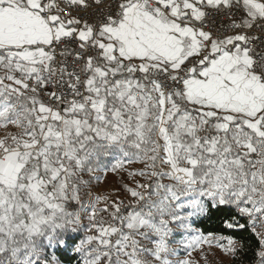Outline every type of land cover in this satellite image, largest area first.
Segmentation results:
<instances>
[{
	"label": "crops",
	"instance_id": "crops-1",
	"mask_svg": "<svg viewBox=\"0 0 264 264\" xmlns=\"http://www.w3.org/2000/svg\"><path fill=\"white\" fill-rule=\"evenodd\" d=\"M165 1L172 5L175 18L164 13L156 15L143 5L133 4L125 9L120 21L97 29L90 23L67 19L58 12L47 16L42 0H0V65L32 74L40 63L50 61L53 56L49 42L54 23L60 24L63 33L76 31L85 42H99L101 60L98 63L95 58L89 81L97 100L96 111H91L98 117L104 116L99 97L106 90L108 69L104 64L107 61H125L141 72L163 69L175 73L180 68L188 69L184 95L190 103L189 110L179 109L170 95L161 92L156 85L147 98L148 102H155L158 109L155 123L160 159L168 162L167 167L176 176V182L183 185L184 190L185 186L197 187L194 167L201 162L208 165L201 180L209 174L213 177L231 175L229 167L225 166L227 161L243 169V155L249 160L259 156L264 167V79L253 67V50L237 39H231L227 45L208 40L213 51L204 64L194 70L192 65L201 51L199 41L208 37L180 24V20L200 23L205 7H223L233 0ZM240 1L248 10L250 20L264 15V0ZM261 70L264 72V68ZM136 85L135 80L128 79L108 88L114 90L110 93L123 97ZM23 89L20 82L5 71L0 72V91L4 95L0 99V112L19 109L20 103L9 96L22 95ZM212 118L223 137L221 141H206L198 147L204 150L201 156L191 155L194 148L191 150L186 137L172 140L169 134V129L175 127L179 132L192 135L197 124ZM255 165L253 169L257 170ZM213 188L217 189L212 186L206 191Z\"/></svg>",
	"mask_w": 264,
	"mask_h": 264
},
{
	"label": "rangeland",
	"instance_id": "rangeland-1",
	"mask_svg": "<svg viewBox=\"0 0 264 264\" xmlns=\"http://www.w3.org/2000/svg\"><path fill=\"white\" fill-rule=\"evenodd\" d=\"M16 101L20 103L19 109L0 112V207L19 211L23 204L20 195L17 197L14 192L23 185L28 195L48 202L40 190L43 179L23 180L20 173L23 164L37 159L53 176L69 170L72 155L68 136L81 125L84 115L91 116V113L82 108H52L27 89H23L22 97ZM169 134L171 136V132ZM131 144L138 149L136 152L114 151L109 168L89 167L83 173L87 198L77 206L72 205L74 210L78 209L77 221H70L71 225L67 226L64 222L61 224L64 230L82 233L77 242L68 243L61 236H47L44 243L39 241L28 246L22 254L17 250L15 257L28 264L37 260L63 264L57 255V247L61 245L78 253L81 264L227 263L238 242L228 237L204 235L193 226V221L207 210L210 201L221 202L235 197L244 205L238 212L247 215L253 224L251 213L264 210L262 162L252 163L248 170L239 169L233 175L214 177L213 184L207 187L215 186L218 190L213 188L207 192L204 185L209 181L206 179L196 183L197 187L174 189L172 185L184 186L176 182V176L167 167L168 162L161 161L160 156L155 166L145 145L137 140ZM76 159V163L82 165L90 158L82 154ZM253 165L258 169H253ZM156 169L161 173L159 179L155 175ZM118 176L124 180V186L117 182ZM152 178L156 184L150 187L144 208L121 213L119 199L130 193L139 194ZM69 226L72 229L67 228ZM92 226L101 229L94 230V239H101V231L113 239L94 243L88 234ZM253 227L264 234V227Z\"/></svg>",
	"mask_w": 264,
	"mask_h": 264
},
{
	"label": "trees",
	"instance_id": "trees-1",
	"mask_svg": "<svg viewBox=\"0 0 264 264\" xmlns=\"http://www.w3.org/2000/svg\"><path fill=\"white\" fill-rule=\"evenodd\" d=\"M96 58L99 63L101 60L99 51ZM104 66L108 69L105 76L106 90L103 91L99 99L103 102L101 108L105 117L100 119L98 116L96 117L94 111L85 108L91 113V116L84 115V120L80 121L81 125L68 136V147L72 155L70 169L53 176L52 172L43 168L41 161H37V159H31L21 167L20 173L24 177L23 180L43 179L44 183L40 190L48 202L28 195L23 185L22 188H17L14 192L18 194L17 197L20 195L19 198L23 204L21 210L17 211L16 208L4 210L3 207H0V264H28L15 257V252L21 250L20 254H22L28 246L39 241L44 243L47 236L55 238L61 236L68 243L77 242L82 233L64 230L61 224L64 222L67 226V224L71 225L70 221H77L78 209L74 210L72 203L77 206L81 200L87 198L88 192L83 183V173L89 167L93 169L101 166L109 168L112 152L124 150L136 152L138 149L131 142L137 140L148 148L152 155V163L157 165L160 157L155 123L158 109L152 102H148L147 98L152 94V87L157 86L159 77L174 73L163 69H150L141 72L133 64L119 60L107 61ZM128 79L135 80L137 84L129 95L120 97L115 93H110L114 90L108 88L109 86L112 87L117 81ZM168 94L179 106V109H190V103L184 95V90ZM9 97L15 101V99L20 100L22 95H10ZM3 98L4 95L0 91V99ZM214 123L212 118L197 124L194 132H191L192 135L187 132H179L175 127H171L175 129L171 133L172 140L179 139L181 136L186 137V143L191 146V150L194 148L191 155L201 156L204 150L198 147L203 146L206 141L221 139H207L199 135L202 129H213L221 133L215 128ZM82 154L90 159L81 165L76 163V158ZM258 158L259 156H255L254 159L249 160L247 155H243L241 166L248 170L252 163L262 162ZM207 166L201 162L199 166L194 167V177L198 183L203 178V174L207 172ZM225 166L229 167L232 174H236L240 169L235 163L229 161L225 163ZM155 175L159 179L161 173L156 169ZM94 178L93 176L92 179ZM213 178L211 174L207 175L205 179L209 182L204 186L212 185ZM117 182L120 186L125 185L121 176L117 177ZM172 186L174 189L183 188L180 185ZM243 206L242 200L235 199V197L221 202L210 201L207 210L193 221V226L204 235L228 237L238 242L239 245L232 253L231 259L225 264H264V234L254 229L247 215L238 212V208ZM67 228L72 229L70 226ZM57 255L63 264H81L79 254L71 252L69 248L59 245ZM34 264L50 263L37 260Z\"/></svg>",
	"mask_w": 264,
	"mask_h": 264
},
{
	"label": "built area",
	"instance_id": "built-area-1",
	"mask_svg": "<svg viewBox=\"0 0 264 264\" xmlns=\"http://www.w3.org/2000/svg\"><path fill=\"white\" fill-rule=\"evenodd\" d=\"M16 1V0H11ZM45 13L51 16L58 12L63 17L74 22L90 23L100 29L113 25L123 17L125 9L133 4L143 5L147 11L156 15L164 13L173 15L172 5L165 0H42ZM203 20L200 23L181 21L183 27L190 26L201 31L208 39L199 41L200 54L193 63V69L204 64L212 53L208 40L227 45L231 39H237L247 44L253 50V67L264 79V15L258 19H249V12L240 0H233L223 7L207 6L202 11ZM99 42L88 43L80 39L76 31L61 32L59 23L52 26V36L49 48L53 58L48 62L40 63L35 72L24 74L21 71L5 69L0 65V72L20 82L27 91L35 92L45 103L55 109L86 108L96 111L97 100L92 94L89 81L92 76V67L98 53ZM189 71L178 69L172 75H163L158 78V89L163 93L182 91L185 89V79ZM101 114L100 111H98ZM175 129L170 128L169 132ZM62 133V130H59ZM199 135L207 139L222 138V133L213 129H202ZM155 178L140 191L139 194L130 193L118 201V209L123 214L140 211L145 206L150 187ZM76 206L75 203H72ZM241 211V210H239ZM253 225L263 226L264 210L251 213ZM94 230H101L92 226L88 231L94 243L99 244L112 237L101 231V239H94Z\"/></svg>",
	"mask_w": 264,
	"mask_h": 264
}]
</instances>
